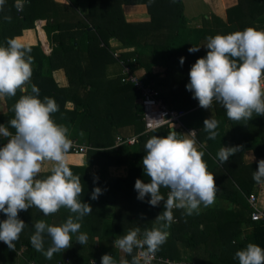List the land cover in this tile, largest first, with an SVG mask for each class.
<instances>
[{
  "label": "trees",
  "instance_id": "obj_1",
  "mask_svg": "<svg viewBox=\"0 0 264 264\" xmlns=\"http://www.w3.org/2000/svg\"><path fill=\"white\" fill-rule=\"evenodd\" d=\"M154 1L69 0V3L61 7L59 4L58 9L55 7L54 12L48 14L44 13L43 9L46 8V0H24L23 6L27 9H22V11H18L15 7L16 0H5L2 10H0V46H7L6 39L21 36L24 29H35L37 19L45 18V16L52 18L45 28L52 47L50 54H47L40 41L36 44H24L22 40L17 41L25 48L31 49L32 77L30 83L25 85V89L27 88L25 92L18 90L16 96L11 98L4 96L9 110L12 111V106L21 95L33 94L31 92L32 84H35L40 90L39 99L50 97L56 101L59 111L52 114V118L57 124H62L69 129V139L73 137L70 139L73 146L66 159L73 174L79 175L81 178L83 192L78 199L81 202L89 203L92 213L99 210L98 207H102L101 204L104 202L103 194L96 200L91 199L92 191L96 187L101 188L102 192L110 196L105 199H117L115 196L118 197L119 190H123L130 200L132 197L135 198L137 206L131 213L111 218L112 221L109 222V225H103L99 232L93 233L94 236L99 237L100 246L107 244L113 246L115 238L126 234L130 229L140 227L143 232L144 229L158 226L155 219L164 210L163 201L156 207L147 203L150 195L146 196L144 201L138 200V193L135 191L134 185L137 179H141L145 183L150 182L144 174L142 165V159L146 155L145 142L152 135L166 136L171 128H161L155 130L156 132L153 131V134H143L134 146L124 144L115 147L116 141L112 136L114 128L123 126L130 120H135L141 122V129L138 132L144 129L141 94L135 85L123 84L120 78L115 86L109 87L105 83L98 84V77L107 76V66L109 68V65L115 62H124L132 72L139 75H141L139 71L144 68L146 72L142 73V78L155 88H158L156 84L166 87V80H168L166 73L170 70L180 69V59L176 60V57L185 55L182 53L183 49L176 47L174 43L170 44L171 35H165L166 30L177 38L178 31L181 30L177 26L172 29L173 24L169 22L178 20V14L175 13L179 8V2L177 0ZM52 2L56 4L54 1ZM130 3H141L140 6H147L148 19L145 22H136L138 24L137 34H155V31H160V34L154 36V40L160 43H153L156 48L146 45L152 42V37L145 41L138 40L136 30L132 27L135 22L129 21L124 13L123 5L127 6ZM236 6L241 11H235L238 16L244 12L248 17V26H245L244 29L253 27L257 30H264V0H239ZM249 9L251 10L249 11ZM5 16H11L10 23L4 20ZM220 23L218 20L216 24L220 25ZM183 24L186 25V17H184ZM14 29L15 31L11 35L6 34ZM117 40L120 43L119 47H131L135 50L123 51L118 54L116 59L110 51L115 48ZM157 50L160 51V54L157 53ZM96 54L102 59L97 58ZM157 56L163 59L161 63L159 61V64L164 70L154 72L150 61H154ZM184 58L187 59H184V62L191 61L189 55H185ZM185 66L186 64L183 65V67ZM122 68H124L123 63ZM60 70H62L61 75L64 74L66 78V84L63 86L60 84L62 77L58 75ZM159 77L162 79L153 83L154 79ZM177 84L178 82H174L170 85L171 96L178 99V102L168 101L169 105L186 113L182 120L188 128L198 132L196 138L199 146L197 149L204 152L203 160L207 163L208 171L214 175L218 188L216 195L231 200L234 207L222 211L226 217L222 225L216 229L209 228L201 222L205 218L218 221L208 214L199 213L195 216H184L181 210H175L174 218L177 220L166 229V231H170L169 236L156 255L160 258L180 261L181 253L177 244L189 240L191 233L199 235L195 246L198 247L200 264H205L206 261L200 257L203 255L201 252L212 251L215 254V251L223 249L236 253L246 247L248 243H254L264 248V220H252L253 208L248 201V197L257 185L252 178L253 171L258 170V161L264 159V116H257L254 113L249 121L237 123L228 118L226 121L223 120L225 118L222 115L224 112L221 109L222 106L214 102L212 106L216 108L214 117L219 121L217 128L219 134L216 137L217 140H208L207 133L203 131L205 112L201 107L196 108L199 104H196V99L192 100L191 96L186 95L185 99L180 102L179 94H175ZM68 102L73 104L72 109L67 108ZM8 113H0V124L8 126L9 130L14 132V129L8 125V121L14 118V112L12 111V115H8ZM209 113L213 115V109ZM197 114L200 116L198 121L193 119ZM251 124L256 125V131L249 135L246 131ZM72 130L74 133L71 136ZM172 131L177 132L178 135L183 134L177 129ZM81 133L86 135L87 138H84V141L89 144H82L78 141V139H83L80 137ZM1 139L6 138H0V141ZM74 143L87 148L80 151ZM237 145L243 146L242 151L237 152L224 164H220L216 158L218 150L223 146ZM247 150H251L255 155V162L251 163L245 159ZM129 159H134L135 165L128 177L114 178L109 174L110 166L125 165ZM89 166H97L96 171H89ZM51 167L52 165L49 167L45 165L39 178L50 174ZM95 183L98 185H94ZM161 192L165 194L166 199L168 189L161 188ZM92 202L97 205L96 208L92 206ZM18 216L25 222L27 229H24L19 239L14 242L15 250L9 249L6 244L0 241V264H18L16 251L21 250L23 246H25L23 254L39 264H85L87 262L79 254L77 255L80 251L73 246L61 253L54 254L51 260L46 259L41 252L33 248L27 232H33L32 227L36 221L49 222L52 216H44L36 207L20 211ZM6 218L5 214L0 212V221ZM222 219L223 217L219 221ZM141 220L143 223L138 226ZM192 225V230L189 231ZM202 227L205 229L204 231ZM47 241L50 239L48 238ZM49 245L50 242H44L45 249ZM93 247L95 251L100 250V248H95V245ZM67 253H69V257L66 256ZM193 258L197 257L194 255ZM126 259H131V257L126 256ZM81 260L84 262L81 263ZM235 264H239L238 260Z\"/></svg>",
  "mask_w": 264,
  "mask_h": 264
},
{
  "label": "clouds",
  "instance_id": "obj_2",
  "mask_svg": "<svg viewBox=\"0 0 264 264\" xmlns=\"http://www.w3.org/2000/svg\"><path fill=\"white\" fill-rule=\"evenodd\" d=\"M4 3L5 0H0V10ZM15 7L22 10L23 0H16ZM11 19V16L4 17L9 23ZM6 45L0 46V96L11 98L18 90L26 91L25 85L32 77L33 57L31 49L15 38H7ZM204 47L206 55L192 65L186 85L199 106L211 109L215 102L224 108L228 119L237 123L249 121L254 113L264 116V30L248 27L229 34L210 35ZM117 48L122 47L114 50ZM199 50L200 47L194 46L188 49L190 53ZM113 51L117 59L119 53ZM180 63L183 65L184 57ZM31 92V95H21L12 106L14 118L8 125L14 132L0 124V138L7 140L0 147V212L7 217L0 221V241L15 250L14 242L27 226L19 219L20 211L36 207L44 216H50L66 208L72 215L59 226L39 220L32 227L31 245L51 260L54 254L72 247L73 236L76 243L87 244V234L80 232L81 221L92 214V208L78 199L83 192L81 178L73 174L66 159L73 146L69 129L52 118L59 111L58 104L50 97L39 99L40 90L35 84L31 85ZM203 125L207 139L215 140L219 121L212 116ZM196 133L193 130L178 135L171 130L166 136L152 135L145 142L142 165L150 182L135 181L137 199L144 201L150 195L147 203L156 207L163 201L164 210L155 219L158 226L143 232L136 227L115 238L114 248L131 257L121 259L120 264H142V260L148 264L149 257L167 241L166 229L174 222V210H182L184 216L198 215L201 205L207 208L214 204L218 188L203 160L204 152L197 149ZM242 148V145L223 146L216 158L224 164ZM45 162L52 164L50 174L39 178ZM252 178L257 184H264V159L258 161V170L253 171ZM161 188L168 189L166 199ZM102 194V189L96 187L91 199L96 200ZM45 235L50 239L47 249ZM24 251L25 246L16 253L23 255ZM234 259L239 264H264V248L248 243L236 251ZM24 260L22 264H29V258L25 256ZM101 264H117V261L106 253L101 257Z\"/></svg>",
  "mask_w": 264,
  "mask_h": 264
},
{
  "label": "crops",
  "instance_id": "obj_3",
  "mask_svg": "<svg viewBox=\"0 0 264 264\" xmlns=\"http://www.w3.org/2000/svg\"><path fill=\"white\" fill-rule=\"evenodd\" d=\"M52 1H54L56 4H54ZM238 1L239 0H205V2H207L208 4H211V8L209 9V11L204 10L202 14H198L196 17H194L192 20H190L191 24H190L189 28H187L186 25L183 24L181 27L184 28V30L183 31L182 30L178 31L179 33L177 34L178 41H171L170 44L174 43L175 46L176 47L178 46L179 48H182L184 46L185 48H182L183 49L182 53H184L185 55H189L190 57L194 56L195 58L198 59L197 53L201 54L202 53L201 49L199 51H197L196 53H190L188 51V49L193 47V46L194 47H204V45L206 44V37L207 36H210V35L211 36H215L216 34H229V33L235 32V31L244 30V27L248 26V24H247L248 23V17L246 16V14L244 12H242L243 14H241L239 16L235 13V11H237V10L240 11L237 8V6H236L238 4ZM67 3H69V0H46V8H43L44 9V13L51 14V13L54 12V8L55 7H57V9H58L59 7H61L64 4H67ZM59 4H61V5L59 6ZM23 5H24V0H23ZM125 7H127V6H124V8ZM22 9H27V8L25 6H23ZM132 11L137 13L138 16L135 19L128 18L129 21L145 22L148 19L149 14H148V10H147L146 6H140L139 5L136 9H132ZM213 13L217 14V15H219L221 13V14H223L222 16L225 15L224 16L225 19H226L225 23H222L220 21L221 22L220 25L216 24L217 21L220 20V19H219L218 16L213 15ZM204 14H205V16H204ZM47 18H48V16H45V18L37 19L35 21V30L38 31L36 28H38L40 30L41 35L39 34L40 38L38 37L40 42L43 41L44 43H48V45H49L50 42H49L48 34H47V31H46L45 28L48 25V21L52 20V18H48V19ZM187 21H188V19L186 18V24H187ZM42 22H44V25H42L43 24ZM192 23H194V24H192ZM211 24H216L217 28H215V32H213L211 34H208L206 32L204 26L211 25ZM223 24L225 25V27L227 26V28H225V29H228V30L222 32ZM192 26H196V27H192ZM219 26H220V28L218 29ZM29 30H31V29L29 28ZM13 31H15V29L6 32V34L11 35L13 33ZM154 33L155 34L149 33L147 35H145V34H137L138 35V40L139 41H145L147 37H149V39H150L151 36H153L152 37V42L149 43V44H146V45H149V46H151L153 48L154 47L156 48V46L153 43H155V42L159 43V41L154 40V36L158 35L160 33H159V31H155ZM163 33H164V31H163ZM170 35L173 36L174 34L170 32ZM190 35L194 36V39L189 37ZM15 39L17 41L23 40V32H22L21 36H16ZM203 41H205L204 44H202ZM23 43L24 44H29V43H25V42H23ZM117 46H120V43L118 42V40H117V43H116L115 47H117ZM128 49H131V47L130 48H117L115 50L113 48L111 51L114 50L115 53H123V51H128ZM51 50H52V47L50 48L49 52L46 51V50L45 51L47 52V54H50ZM184 56H182V57H184ZM184 59H186V58H184ZM155 60H156V58L154 59V61ZM161 61H160V63H161ZM184 63H186V62H184ZM157 64L160 66L159 61L157 62ZM159 68H156L154 70V72H156V70L159 69ZM106 69H107V73H106L107 76H99L98 77V81H100V78H102V77L104 78L105 77V79L108 80L107 82L116 84V83H118L117 80L120 78L121 82L123 84H127V85L131 84L129 82H124L122 80V77H123V74H124L123 73L124 68H122L121 62L120 63L119 62L112 63L111 65H109V68L107 66ZM61 71L62 70L58 71V75L62 74ZM139 72L140 73H144V72H142V70H140ZM145 72H146V70H145ZM139 76L141 78L143 77V75H139ZM61 77H62V79H61L62 82L60 84L63 86V85L66 84V78H65L64 74L61 75ZM153 83H155V80L153 81ZM69 104H72V103L68 102L67 103V108L68 109H70V108L72 109L73 108V104H72V107H69ZM167 104L169 105V103H167ZM136 111H137V109L135 108V112ZM140 123L141 122H139V121L137 122L135 120H130L128 123H125V125L117 127V128H114V130L112 132V136L115 139L116 143H117V137L118 136H121V137L125 138L127 136L139 135L140 132H138V131H140V129H141V124ZM126 127H131L133 129L128 128L127 130L123 131ZM159 129H161V128H159ZM159 129H157V130H159ZM156 131L154 130V132H156ZM154 132L152 131V132H149V133L153 134ZM73 133H74V130H72L71 136H72ZM196 136H197V134H196ZM80 137L83 138V139H78V141L80 143L89 144L87 141H84L85 140L84 138H87L85 134L80 136ZM70 139H73V137H70ZM130 146H134V145H130ZM115 147H119V146L116 145ZM254 156L255 155L252 153L251 150H247L246 153H245V159L248 162H251V163L255 162V160L250 159V158H252ZM231 157H233V156H230L229 158H231ZM50 164H51L50 162L44 163V165L42 166V169L44 168L45 165L47 167L51 166ZM134 165H135V160L134 159H129L127 164H125V165L110 166L109 167V174L112 177H114V178H126V177H128V175H129L132 167H134ZM88 169H89V171L95 172L96 169H97V166H89ZM103 190H104V188H103ZM253 193H255L258 196L259 206L264 208V184H257L255 186V189L253 190ZM121 194L125 195L123 190H119L118 191L117 199H109V198L105 199L103 197L104 198V202L101 205L103 207H105V208H110L113 204L116 203V206L113 207L112 212L130 209L129 203L122 202V204H121L122 209L120 208V210H119L118 206L120 205V203H119V199L118 198H119V196H121ZM213 205L217 206L221 210V212L224 211V210L232 209L234 207V204H233V202L231 200H227V199L221 198L220 196H217V195H216V199H215V202H214ZM209 209H210V206L205 208L203 205H201L200 213L205 214V212L207 210H209ZM110 219H111V217H110ZM185 219H187V218H185ZM176 220L177 219L174 218V221H176ZM198 221H200V219H198ZM201 222L205 223L207 225V227H209V228L216 229V228H219L222 225L223 219L221 221H217V220H207L205 218ZM192 227H193V225L190 227L189 231L192 230ZM197 229H199V228H197ZM202 229H203V231L205 230L203 227H202ZM168 232H170V231H168ZM198 233L201 234L200 231H198ZM188 235H190V232H188ZM242 237L244 238V235ZM197 238H199L198 234H193L192 235V233H191V236H190L189 240H184L183 242L182 241L178 242L177 245H178L179 251L181 253L180 261H187V262H192L193 264H200V260L198 259V247L195 246V242H196ZM99 241H100V239H99V237H97V242H99ZM217 243H219V242H217ZM107 246H109V252H103L101 254L98 253L96 255L91 253L90 257H86L81 252V250L77 249V250L80 251V252L77 253V255L79 254L80 257H82L83 260L87 261L85 264H92L91 261H93V260H95L99 264H101V257H102V255H104L106 253L112 255L116 259L117 263H120L121 259L126 258V255L124 253L120 252L119 250L115 249L114 246H110L109 244H107ZM201 254H204V252H201ZM68 255H69V253L66 254L67 257H69ZM194 255L197 257L196 259L193 258ZM25 256H26L25 254H23V255H18L17 254L16 255V257L18 259V264H22L24 262V257ZM200 257H202V256H200ZM227 261L228 260L225 259V262H227ZM83 262L84 261L81 260V263H83ZM25 264H28V262H26Z\"/></svg>",
  "mask_w": 264,
  "mask_h": 264
},
{
  "label": "rangeland",
  "instance_id": "obj_4",
  "mask_svg": "<svg viewBox=\"0 0 264 264\" xmlns=\"http://www.w3.org/2000/svg\"><path fill=\"white\" fill-rule=\"evenodd\" d=\"M144 1L145 0H143V2ZM155 1H158V0H155ZM178 2H179L178 3V7L179 8L176 9V13H175V14H178V20L169 21V22L173 24L171 26V27H173L172 29H174L177 26L182 31L184 30V28H182L180 26L183 24L184 17H186L188 19V21H189V22L187 21V24H186V27L189 28L190 24H191L190 20H192L198 14H202L204 10L209 11V9L211 8V4H208L207 2H205V0H178ZM140 4L141 3H130V4H127V7L124 8V13H125V16H126L127 19L128 18L135 19L138 16V14L133 12L132 9H136ZM123 6H126V5H123ZM144 6H146V5H144ZM146 8H147V6H146ZM250 10L251 9H249V11ZM175 14H173V15H175ZM213 15L218 16L220 21L222 23H225V20H226L225 17H224L225 15L222 16L223 14H221V13L219 15L213 13ZM204 16H205V14H204ZM131 22L132 23L135 22L132 27H133L134 30H136V34H137V32H138V30H137L138 24L136 22H139V21H131ZM42 23H43L42 25H44V22H42ZM194 23H192V24H194ZM192 27H196V26H192ZM204 28H205V30H206V32L208 34H211V33L215 32V28H217V27H216V24H211V25L204 26ZM219 28H220V26L218 27V29ZM225 28H227V26L225 27V25L223 24L222 32L228 30V29H225ZM36 29L38 31H36L35 29H31V30L25 29V30H23V40L22 41L25 42V43H29V44H36L38 41H40L39 38H40L41 33H40V30L38 28H36ZM165 32H166L165 33L166 36L170 35V33L168 31L165 30ZM159 33H160V31H159ZM141 34L147 35V33H141ZM151 37H153V36H151ZM189 37L194 39V36H192V35H190ZM148 39H149V37L146 38V40H148ZM170 40L171 41H178V38L171 36ZM204 42L205 41H203L202 44H204ZM41 44H42V46L44 47V49L46 51H48V52L50 51V48H51L50 44L48 45V43H44L43 41L41 42ZM182 48H185V47L183 46ZM131 49H132V51L135 50V48H131ZM200 49H201L202 53L201 54L197 53L198 58L204 57L206 55V52H207V49L205 47H200ZM158 52L160 54V51L157 50V53ZM194 53H196V52H194ZM160 56H162V55H160ZM160 56H157L155 61H153V60L150 61L151 64H152L153 71L156 68L160 67L157 64L158 61L162 60ZM96 57L102 59V57H100L97 54H96ZM180 58H181V56L176 57V60H178ZM190 60H191L190 62L187 61L186 63H183V65L186 64L185 67H183V65H181L180 69H176V70H172V71L170 70L169 72L166 73V77L168 78V80H166V82H167L166 87L159 86V85L156 84V86L162 91V93H164L162 96L166 100V102H168V101L170 102L172 100L175 101V102H178L177 101L178 99L176 100V99H174V97L171 96L172 92H171V85L170 84H172L174 82H178V84H177V86L175 88L176 89V93L175 94H179L178 98H179L180 102H182L185 99L186 95L187 96H191L192 97L191 99L193 100V93L186 89V85L189 83V72H190V69H191L192 65L196 62L197 58H195L194 56H191ZM162 70H164V69H162L160 67L159 69L156 70V72L157 71H162ZM142 72H145L144 68L142 69ZM140 74L142 75V73H140ZM160 79H162V77L156 78L154 80L155 81H159ZM107 81L108 80H106L105 77L104 78L102 77V78H100V81H98V84L105 83L107 86H115L116 85L115 83H109ZM192 100H190V101L192 102ZM138 102L140 103V101H138ZM195 103L199 104L198 100H196ZM69 107H72V104H69ZM198 107H200V106L198 105L196 108H198ZM212 109H213V115H211V113H209V111H211ZM221 109L224 110L223 107ZM202 110L205 112V114H204L205 117L203 116L204 119L212 118V116L214 117V115L216 113V108L214 106H212L211 109L202 108ZM0 113H8V115H10V114L12 115V111L9 110L8 105L6 104V102L4 100V96H0ZM222 115H224L223 118H225L223 120L227 121V116H226L225 110H224ZM193 119H196L198 121V120H200V116L198 114L194 115ZM239 123H241V121ZM128 128L133 129L131 127H126L123 131L127 130ZM237 131L239 132L238 127H237ZM255 131H256V125L255 124H251L249 126L248 130L246 131V133H248L250 135V133L252 134ZM6 142H7L6 139H1L0 144L4 145ZM2 145H1V147H2ZM196 146H199V145H196ZM254 158L255 159H253V160H256L255 156H254ZM250 159H252V158H250ZM50 165H52V164H50ZM104 182H107V181H104ZM94 185L97 186L98 184L95 183ZM102 197L107 198V197H110V196H108L107 194H105L103 192ZM115 198H117V197L115 196ZM118 199H119V203H120V205L118 204L119 205L118 206L119 210H120V208L122 209V207H121L122 202L129 203V205H131V208L128 209V210L112 212V209H113V207L116 206V203L113 204L110 208H103V206L102 207H98L99 210H95L91 215L85 216L83 218V220L81 221L82 226H81L80 232H83V233L87 234V236H88L87 244L81 245L79 243H76L75 236H73L72 246L77 248V249H79V250H81V252L86 257H90L91 253L96 255V253H100L101 254L103 252H109V246H107V245L100 246L101 243L97 242V236H94L93 233L94 232L95 233L99 232L101 230V226L109 225V222L112 221L110 219V217L111 218H116V217H119V216H124L125 214L131 213L132 210L135 209L136 206H137V204L135 203L136 201H135L134 197H132V199L130 200V198L127 195L121 194V196H119ZM91 204H92L93 207H95V208L97 207V205L94 202H92ZM205 214H208V215L218 219V221L222 217H223V220H225V217H226V214L225 213L222 214L221 210L215 205H211L210 209L207 210L205 212ZM69 215H72V213H70L69 210H64L63 211V209H60L57 213L51 215L52 216V218L50 219L51 221H49L47 223L55 225V226H59L60 224H62V223H64L66 221V219L68 218ZM193 215L195 216V214H193ZM141 223H143L142 220L138 223V226H141L140 225ZM203 224L206 225L205 223H203ZM24 229H27V228H24ZM91 229H92V231H91ZM32 233L33 232H29V233L27 232V236L31 237ZM46 237H44V242H50V241H47L48 238H46ZM93 245H95V248H100V250L95 251ZM234 255H235V253H232V252H230L228 250L224 251L223 249H219V250L215 251V254L212 251L204 253L201 258L202 259H206L205 264H235L237 262V260L234 259ZM225 259L228 260V261L225 262Z\"/></svg>",
  "mask_w": 264,
  "mask_h": 264
},
{
  "label": "built area",
  "instance_id": "obj_5",
  "mask_svg": "<svg viewBox=\"0 0 264 264\" xmlns=\"http://www.w3.org/2000/svg\"><path fill=\"white\" fill-rule=\"evenodd\" d=\"M123 77L124 82H129L136 86L140 91L142 107H143V116L142 120L144 123L143 132L139 135H132L127 137H117V146L124 144L135 145L139 141V137L143 134H147L159 128H171L172 130H180L183 134H188L194 129L188 128L184 122L183 117L186 114L182 113L179 110L169 106L163 96L162 91L159 88H155L151 83H146L143 78L138 74H135L131 69L123 63ZM77 149L84 151L87 147L77 145L74 143ZM248 201L253 208L252 220L259 221L264 220V208L259 206V199L255 193L250 194ZM95 261V260H94ZM92 262V261H91ZM29 264H39L35 260L30 259ZM95 264H99L95 261ZM120 264V263H117ZM143 264V260H142ZM148 264H193L192 262L187 261H172L164 258H160L156 255L150 256Z\"/></svg>",
  "mask_w": 264,
  "mask_h": 264
},
{
  "label": "water",
  "instance_id": "obj_6",
  "mask_svg": "<svg viewBox=\"0 0 264 264\" xmlns=\"http://www.w3.org/2000/svg\"><path fill=\"white\" fill-rule=\"evenodd\" d=\"M178 1V0H177Z\"/></svg>",
  "mask_w": 264,
  "mask_h": 264
}]
</instances>
